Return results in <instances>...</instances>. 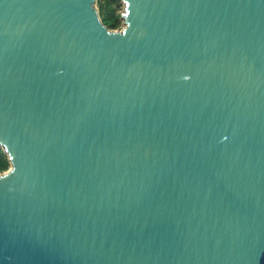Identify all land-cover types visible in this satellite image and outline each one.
Instances as JSON below:
<instances>
[{
  "label": "water",
  "instance_id": "1",
  "mask_svg": "<svg viewBox=\"0 0 264 264\" xmlns=\"http://www.w3.org/2000/svg\"><path fill=\"white\" fill-rule=\"evenodd\" d=\"M0 0V264H264V0Z\"/></svg>",
  "mask_w": 264,
  "mask_h": 264
},
{
  "label": "trees",
  "instance_id": "2",
  "mask_svg": "<svg viewBox=\"0 0 264 264\" xmlns=\"http://www.w3.org/2000/svg\"><path fill=\"white\" fill-rule=\"evenodd\" d=\"M98 3L104 23L111 28H119L122 24L121 12L119 11L122 0H98ZM9 166L8 155L0 146V172L8 169Z\"/></svg>",
  "mask_w": 264,
  "mask_h": 264
},
{
  "label": "rangeland",
  "instance_id": "3",
  "mask_svg": "<svg viewBox=\"0 0 264 264\" xmlns=\"http://www.w3.org/2000/svg\"><path fill=\"white\" fill-rule=\"evenodd\" d=\"M97 5H98L99 10H100V5H99L98 2H97ZM123 9H124V3H123V1H122L121 6L119 7V11L121 12V11H123ZM100 14H101V11H100ZM123 26H124V22H123V18H122V24H121V26H120L119 28H122ZM7 155H8V154H7ZM10 166H11V163H10Z\"/></svg>",
  "mask_w": 264,
  "mask_h": 264
}]
</instances>
